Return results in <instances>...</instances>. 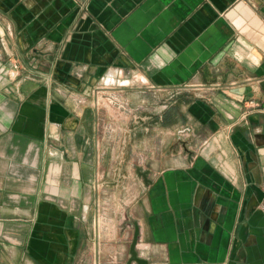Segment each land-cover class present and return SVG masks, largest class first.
<instances>
[{"label": "crops", "instance_id": "1", "mask_svg": "<svg viewBox=\"0 0 264 264\" xmlns=\"http://www.w3.org/2000/svg\"><path fill=\"white\" fill-rule=\"evenodd\" d=\"M134 223L264 264V0H0V264H128Z\"/></svg>", "mask_w": 264, "mask_h": 264}, {"label": "water", "instance_id": "2", "mask_svg": "<svg viewBox=\"0 0 264 264\" xmlns=\"http://www.w3.org/2000/svg\"><path fill=\"white\" fill-rule=\"evenodd\" d=\"M142 175L144 177L146 176L145 173H142ZM134 226H135V232H134L133 241H132L131 247H130V258H129L128 264H133V263L147 264L146 260L141 258L138 254L137 244H138V240H139L140 230H139L137 223H134Z\"/></svg>", "mask_w": 264, "mask_h": 264}, {"label": "built area", "instance_id": "3", "mask_svg": "<svg viewBox=\"0 0 264 264\" xmlns=\"http://www.w3.org/2000/svg\"><path fill=\"white\" fill-rule=\"evenodd\" d=\"M13 69H14V70L18 69V65L15 64V65L13 66Z\"/></svg>", "mask_w": 264, "mask_h": 264}]
</instances>
